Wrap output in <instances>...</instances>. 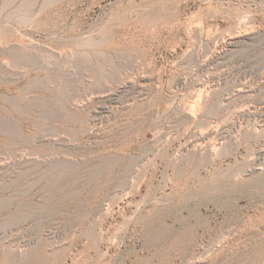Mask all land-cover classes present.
Segmentation results:
<instances>
[{"label": "rangeland", "instance_id": "374dc122", "mask_svg": "<svg viewBox=\"0 0 264 264\" xmlns=\"http://www.w3.org/2000/svg\"><path fill=\"white\" fill-rule=\"evenodd\" d=\"M263 165L264 0H0V264H264Z\"/></svg>", "mask_w": 264, "mask_h": 264}, {"label": "bare ground", "instance_id": "6f19581e", "mask_svg": "<svg viewBox=\"0 0 264 264\" xmlns=\"http://www.w3.org/2000/svg\"><path fill=\"white\" fill-rule=\"evenodd\" d=\"M235 31H236V30H235ZM231 35H232V34H231ZM233 35H234V34H233ZM237 35H238V34H237ZM239 36H240V35H239ZM218 39H219V38H218ZM216 40H217V39H216ZM220 40H221V39H220ZM18 44H19V43H18ZM15 45H16V44H15ZM22 45H23V44H22ZM24 45H25V44H24ZM24 45H23V46H24ZM216 45H217V44H216ZM17 47H19V46L17 45ZM17 47H16V49H17ZM26 47H27V46H26ZM26 47H25V48H26ZM25 48H23V49H25ZM14 50H15V49H14ZM51 50H53V49H51ZM20 51H21V50H20ZM22 51H23V50H22ZM22 51H21V52H22ZM53 52H55V51H53ZM12 53H13V51H12ZM22 53L24 54V52H22ZM28 53H30V52H28ZM45 53H46V52H44V54H45ZM47 53H48V52H47ZM14 54H15V53H14ZM26 54H27V53H26ZM30 54H32V53H30ZM52 54H53V53H52ZM55 54H56V53H55ZM27 55H29V54H27ZM27 55H25V56H27ZM32 55H33V54H32ZM38 55H39V54H38ZM49 55H50V54H49ZM13 56H14V55H13ZM16 56H17V55H16ZM19 56H20V54H19ZM25 56H23V57H25ZM33 56H34V55H33ZM47 56H48V54H47ZM53 56H54V54H53ZM56 56H58V55L56 54ZM56 56H55V57H56ZM11 57H12V56H11ZM20 57H22V56H20ZM55 57H54V58H55ZM12 58H13V57H12ZM15 58H16V57H15ZM17 58H18V57H17ZM40 58H41V56H40ZM50 58H51V57H50ZM54 58H53V59H54ZM56 58L58 59V57H56ZM56 58H55V59H56ZM27 59H29V58L27 57ZM31 59H32V58H31ZM33 59H34V57H33ZM41 59H42V58H41ZM45 59H46V58H45ZM23 60H24V59H23ZM46 60H47V59H46ZM12 61H14V60H12ZM34 61H35V60H34ZM38 61H39V60H38ZM49 61H50V60H49ZM18 62H19V61H17V63H18ZM30 62H31V61H30ZM32 62H33V61H32ZM36 62H37V60H36ZM47 62H48V61H47ZM55 62H56V61H55ZM202 62H203V61H202ZM1 63H2V61H1ZM21 63H22V62H21ZM28 63H29V62H28ZM39 63H40V62H39ZM42 63H43V62H42ZM50 63H51V61H50ZM50 63H48V64H50ZM3 64H4V62H3ZM23 64H24V63H23ZM26 64H27V63H26ZM34 64H36V63H34ZM4 65H5V64H4ZM4 65H3V66H4ZM21 65H22V64H20V66H21ZM40 65H41V64H40ZM40 65H39V66H40ZM45 65H47V64H45ZM50 65H52V63H51ZM57 65H58V64H57ZM18 66H19V65H18ZM20 66H19V67H20ZM24 66H25V65H24ZM24 66H23V67H24ZM34 66H35V65H33V67H34ZM55 66H56V65H55ZM59 66H60V65H59ZM7 67H9V66L7 65ZM46 67H47V66H46ZM201 67H202V66H201ZM26 68H27V67H26ZM39 68H40V67H39ZM44 68H45V67H44ZM57 68H58V66H57ZM57 68H56V69H57ZM96 68H97V67H96ZM18 69H19V68H18ZM47 69H48V68H47ZM94 69H95V68H94ZM13 70H17V69H13ZM19 70H20V69H19ZM27 70H28V69H27ZM51 70H52V69H51ZM60 70H61V69H60ZM64 70H65V69H64ZM66 70H67V69H66ZM97 70H98V69H97ZM97 70H96V71H97ZM8 71H9V70H8ZM8 71H7V72H8ZM93 71H94V70H93ZM17 72H18V70H17ZM21 72H22V70H21ZM48 72H49V70H47V73H48ZM61 72H62V71H61ZM63 72H64V71H63ZM94 72H95V71H94ZM97 72H98V71H97ZM102 72H103V70H102ZM102 72H100V73H102ZM10 73H12V72H10ZM13 73H16V72L13 71ZM98 73H99V72H98ZM100 73H99V74H100ZM18 74L20 75L21 73H18ZM23 74H24V73H23ZM63 74H64V73H63ZM94 74L97 75L96 73H94ZM9 75H10V74H9ZM19 75H18V76H19ZM142 75H143V74H142ZM49 76H51V74H50ZM65 76H68V75L66 74V75H64V77H65ZM145 76H146V75H145ZM179 76H180V75H179ZM14 77H15V76H14ZM14 77H13V78H14ZM183 77H184V76H183ZM13 78H12V79H13ZM10 79H11V78H10ZM14 79H15V78H14ZM59 81H60V80H59ZM126 81H127V80H126ZM54 82H56V81H54ZM62 83H63V82H62ZM62 83H61V84H62ZM55 84H57V83H55ZM124 84H125V83H124ZM41 85H43V84H41ZM57 85H59V83H58ZM57 85H56V86H57ZM122 85H123V84H122ZM128 87H129V86H128ZM194 87H195V86H194ZM34 88H35V87H34ZM37 88H38V87H37ZM39 88H40V87H39ZM45 88H46V87H45ZM60 88H61V87H60ZM60 88H58V91H59ZM119 88H120V87H119ZM203 88H204V87H202V89H203ZM50 89H51V88H50ZM198 89H199V88H198ZM200 89H201V88H200ZM200 89H199V90H200ZM199 90H198V91H199ZM50 91H51V90H50ZM58 91H57V92H58ZM103 91H104V90H103ZM107 91H108V90H107ZM202 91H203V90H202ZM239 91H240V90H239ZM59 92H61V91H59ZM97 92H98V91H97ZM112 92H113V91H112ZM208 92H209V91H208ZM102 93H103V92H102ZM195 93H196V92H195ZM200 93H201V91H200ZM58 94H59V93H58ZM97 94H98V93H97ZM100 94H101V93H100ZM105 94H106V92H105ZM118 94H119V93H118ZM196 94H197V93H196ZM204 94H206V93H204ZM210 94H211V93H210ZM200 95H201V94H198V97H201ZM208 95H209V94H208ZM196 96H197V95H196ZM204 96H205V95H204ZM195 98L197 99V97H195ZM206 98H207V97H206ZM209 98H210V96H209ZM193 99H194V98H193ZM71 101H72V100H71ZM186 101H188V100H186ZM199 101H200V100H199ZM202 101H204V100H202ZM205 101H206V99H205ZM69 102H70V101H69ZM184 102H185V101H184ZM194 102H195V101H194ZM74 103H76V102H74ZM74 103H73V104H74ZM132 103H133V102H132ZM186 103H187V102H186ZM76 104H78V103H76ZM192 104H193V103H192ZM192 104H191V105H192ZM196 104H197V103H196ZM204 104H205V103H204ZM45 105L47 106L46 103H45ZM185 105H186V104H185ZM193 105H194V104H193ZM193 105H192V106H193ZM180 106H181V105H180ZM194 106H195V105H194ZM203 106H204V105H203ZM221 106H222V104H221ZM76 107H77V106H76ZM185 107H186V106H184V108H183L181 111H182L183 114L186 115L188 118H191V117L193 116V114H192V112H191V108L189 109V107H191V106H188L187 108H185ZM177 109H178V108H177ZM201 109H202V107H201ZM192 110H193V108H192ZM194 110H195V109H194ZM202 110H203V109H202ZM204 110H205V109H204ZM176 111H178V110H176ZM178 112H179V111H178ZM193 113H194V112H193ZM194 116H196V115H194ZM187 117H186V118H187ZM195 118H196V117H195ZM183 119H184V118H183ZM217 127L219 128V126H217ZM209 129H210V128H209ZM217 130H218V129H217ZM204 131H205V130H204ZM218 131H219V130H218ZM84 134H85V133H84ZM254 134H257V133H254ZM41 135H42V134H41ZM48 135H49V134H48ZM205 135H206V134H205ZM211 136H212V135H211ZM203 137H204V134H203L202 132L196 134V142H200V141L203 139ZM212 137H213V136H212ZM41 138H42V137H41ZM38 139H39V138H38ZM208 139H209V137H208ZM57 141H58V140H57ZM194 141H195V140H194ZM208 141H209V140H208ZM212 141H213V140H212ZM208 143H210V142H208ZM208 143H207V144H208ZM193 144H194V143H193ZM194 146H196V145L194 144ZM212 146H213V145H212ZM203 147H204V145H203ZM215 147H216V145H215ZM217 147H218V146H217ZM196 148H197V147H196ZM212 149L214 150V148H212ZM215 149H216V148H215ZM218 150H219V149H218ZM208 151H209V150H208ZM190 152H191V151H190ZM206 152H207V151H206ZM209 152H210V151H209ZM207 154H208V153H207ZM207 154H206V155H207ZM207 156H208V155H207ZM28 157H29V156H28ZM56 160H57V159H56ZM56 160H55V161H56ZM58 160H59V159H58ZM60 160H61V159H60ZM1 161H2V160H1ZM65 161H66V160H65ZM254 161H255V160H254ZM263 166H264V165H263ZM259 167H260V166H259ZM249 168H250V167H249ZM129 174H130V173H129ZM127 182H128V180H127ZM104 205H105V204H104ZM100 208H101V207H100ZM222 244H223V243H222ZM220 247H221V246H220ZM220 247H219V248H220ZM219 248H218V249H219ZM220 249H221V248H220ZM219 251H220V250H219ZM215 252H216V251H215ZM214 255H215V254H214ZM216 255H217V254H216Z\"/></svg>", "mask_w": 264, "mask_h": 264}]
</instances>
